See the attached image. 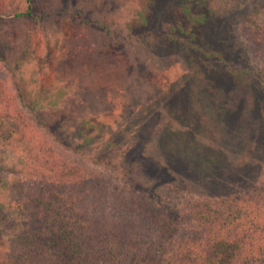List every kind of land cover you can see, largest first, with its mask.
Returning <instances> with one entry per match:
<instances>
[{
  "label": "rangeland",
  "instance_id": "obj_1",
  "mask_svg": "<svg viewBox=\"0 0 264 264\" xmlns=\"http://www.w3.org/2000/svg\"><path fill=\"white\" fill-rule=\"evenodd\" d=\"M80 1L55 0L50 13L49 0H31L32 19L17 24L10 14L24 0H0L8 7L0 12V104L13 105L35 130L32 104L38 96L51 97L58 62L68 59L72 21L59 12ZM244 16L264 20V0H146L144 23L131 25L124 36L130 57L120 44L110 47L90 73L91 88L126 93V103L87 120L52 111V129L67 120L65 146L39 134L82 168L168 210L259 186L264 180V166L256 171L258 158H264V52L241 47ZM20 26L27 44L14 55L10 45ZM115 36L119 39L120 32ZM4 131L0 193L13 172L8 162L14 153L5 141L13 133ZM85 136L86 142L79 141ZM66 138L75 142L73 148ZM16 224L15 213L0 205V251Z\"/></svg>",
  "mask_w": 264,
  "mask_h": 264
},
{
  "label": "trees",
  "instance_id": "obj_2",
  "mask_svg": "<svg viewBox=\"0 0 264 264\" xmlns=\"http://www.w3.org/2000/svg\"><path fill=\"white\" fill-rule=\"evenodd\" d=\"M56 3L49 0L48 12H55ZM145 6L146 0L66 5L59 15L72 21L68 59L58 62L51 97L38 96L32 104L36 130L13 105L0 104V129L12 130L13 137L5 141L14 153L8 162L12 180L0 193V205L17 218L16 229L0 251V264H264V180L233 197H202L168 210L101 172L82 168L39 134L43 131L51 143L65 146L67 120L52 129V111L87 120L126 103V93L91 88L90 73L110 47L120 44L130 57L126 29L144 23ZM4 9L8 7L0 5V12ZM31 9V0H24L10 15L20 24L32 19ZM183 12L193 23L186 8ZM255 20L242 18L246 43L241 47L262 54L264 20ZM19 30L10 45L14 55L27 44L21 26ZM233 73L240 79L238 71ZM31 79L35 83L36 76ZM74 151L83 156L80 148ZM258 159L260 173L264 158ZM137 168L133 164V172Z\"/></svg>",
  "mask_w": 264,
  "mask_h": 264
}]
</instances>
